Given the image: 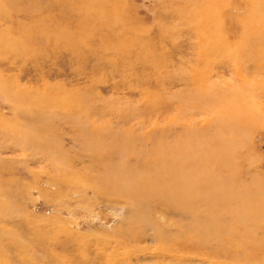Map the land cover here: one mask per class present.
Here are the masks:
<instances>
[{"label":"rangeland","instance_id":"obj_1","mask_svg":"<svg viewBox=\"0 0 264 264\" xmlns=\"http://www.w3.org/2000/svg\"><path fill=\"white\" fill-rule=\"evenodd\" d=\"M214 1L209 23L207 0H0V264H264V64L211 44L264 34V0ZM183 135L239 173L217 246L100 182L153 173L157 142Z\"/></svg>","mask_w":264,"mask_h":264},{"label":"bare ground","instance_id":"obj_2","mask_svg":"<svg viewBox=\"0 0 264 264\" xmlns=\"http://www.w3.org/2000/svg\"><path fill=\"white\" fill-rule=\"evenodd\" d=\"M74 1L81 4V8H85L86 3L89 6L93 4L95 0ZM212 1L214 0H207V2L210 3V12L208 8L205 9V18L209 23L211 21L209 17L211 16V10L214 9ZM224 2L225 0H222L219 5L223 6ZM248 3L249 2H247V4ZM256 13L264 15V10H256ZM262 21H264V18ZM216 23L217 22H215V24ZM248 31L249 29L245 30L244 33L248 34ZM263 36V32L257 30L251 35L244 36L241 42L232 44V47H226L225 44H222L224 39H220L221 37L216 38L214 33H212L211 44L214 50H222L224 53L228 51V57L231 58L238 67L240 65L245 66L246 61L248 62L249 60H253L259 65V61L264 64ZM1 43L2 42H0V46ZM225 99L228 101L227 97H225ZM243 106L244 103L239 101L238 104L229 107V111L233 114L228 122L229 124H234V126L240 125V128L245 126V123L241 121V117L250 110L240 111ZM250 118L251 116L249 120ZM98 138L90 137L89 143L97 147L98 145L95 142L98 141ZM204 140L205 136L203 135H189L187 137L184 136V138L174 139V141L170 143L159 141L152 149L153 154L158 157V163L153 173L129 178L125 181L124 175L122 176L118 170L114 169L103 178H100V182L102 185L105 184L104 186L107 189L126 193L132 205L137 206L135 207V211L139 208L144 214L152 202L160 199V202L164 205L180 211L183 215H188V218L192 220L189 227L186 228V233L190 234V236L186 237L194 242L196 248L199 247L198 249H203L205 245L210 242H214L217 246V244L222 243V240L219 241L218 239L221 238L222 232L219 231V229H221V224H219L220 220L217 213L223 211L222 205L226 202L225 200L234 197V191L231 187V185H234L232 180L234 183L236 181L238 182V180H236V174L238 175L239 173L232 171V169L231 173L229 170V159L231 156H228V147L226 145H219L218 150L215 151L213 147L209 146L208 141L203 143ZM230 168L232 167L230 166ZM251 191H253V189ZM238 207L240 208L241 206ZM221 230L224 231L223 228ZM218 249L220 248L218 247ZM238 261L239 260H237V262Z\"/></svg>","mask_w":264,"mask_h":264}]
</instances>
